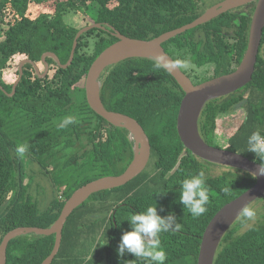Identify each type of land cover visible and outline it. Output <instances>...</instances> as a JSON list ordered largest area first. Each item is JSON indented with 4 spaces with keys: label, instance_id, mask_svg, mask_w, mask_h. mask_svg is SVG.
<instances>
[{
    "label": "trees",
    "instance_id": "trees-1",
    "mask_svg": "<svg viewBox=\"0 0 264 264\" xmlns=\"http://www.w3.org/2000/svg\"><path fill=\"white\" fill-rule=\"evenodd\" d=\"M222 1L1 0L0 29H6L0 53L6 63L2 71L4 83H0V244L16 228H49L77 189L102 177L118 176L131 163L134 150L128 131L93 112L85 94L91 64L117 40L111 33L152 40L190 24ZM254 6L249 3L228 11L172 38L163 48L179 68L184 62L195 68L213 65L214 78L229 74L245 54ZM72 12L88 17L93 12L92 23L107 31L94 28L83 34L66 69L47 58L50 72L45 78H38L34 67L25 64L23 77L10 96L21 62L31 60L43 70L41 56L52 53L61 65L67 63L77 32L88 26L66 24L64 16ZM95 32L99 39L92 52H84L85 38ZM102 76L103 106L141 125L149 139L154 173L148 180L141 173L123 187L98 192L78 207L63 228L60 249L52 264L62 256L72 258L68 246L87 240L86 234L104 231L107 243L103 238V264H146L130 253L119 257L117 247L122 233L130 230V216L154 204L159 215L172 213L181 225L177 232L160 236L167 253L165 264H197L209 222L223 206L250 189L255 177L225 166L226 171L213 176L210 162L197 158L183 146L176 124L184 92L156 61L126 59L107 68ZM203 81L192 80L193 84ZM227 99L219 105H205L198 125L201 137L211 146L241 154L264 167V161L248 152L250 135L264 134V31L251 82ZM234 106L236 111L242 110L245 118L226 138L219 139L218 121L228 119ZM65 116H74L76 123L58 128ZM22 143L29 147L20 158L15 149ZM200 171L206 175L209 202L207 211L193 218L179 202L180 183ZM38 177L51 186L49 197L44 193L46 187L35 183ZM225 187L230 189L228 193L223 191ZM32 188L35 193L41 191L44 199L36 197ZM260 199L264 202V197ZM96 205H100L98 211L92 208ZM93 214L97 215L92 217ZM260 217L256 225L244 232L241 229L246 223L239 217L222 238L213 264H264V212ZM84 218L88 222H82ZM54 243V235L17 237L8 244L6 264H41L51 254Z\"/></svg>",
    "mask_w": 264,
    "mask_h": 264
},
{
    "label": "water",
    "instance_id": "water-1",
    "mask_svg": "<svg viewBox=\"0 0 264 264\" xmlns=\"http://www.w3.org/2000/svg\"><path fill=\"white\" fill-rule=\"evenodd\" d=\"M253 1L255 2V6L249 25L247 48L239 65L229 74L215 77L199 84H193L191 79L165 52L163 44L186 31L203 25L228 11L242 7ZM94 28L105 29L100 24H91L80 29L74 38L69 59L65 65H61L59 59L54 54L44 53L42 55V61L46 70H48V64L46 62L48 57L53 58L62 69L70 66L79 38ZM263 31L264 0H224L206 10L190 24L166 32L148 41L131 39L114 31L113 35L117 41L103 50L88 70L85 81V94L88 105L93 112L109 124L124 128L128 131L130 140L134 141L133 159L122 174L102 177L77 189L65 202L56 222L49 228L20 227L8 232L0 244V264H6V251L11 240L31 234L55 236V243L51 254L41 263L52 264L60 249L63 228L71 214L92 195L123 187L145 170L150 159V143L145 131L131 117L121 113L107 111L100 99L101 76L105 70L121 61L131 58H146L156 61L175 79L184 92L178 110L176 126L179 139L188 151L201 160L248 172L256 179L250 189L223 206L206 227L200 243L197 264H213L220 242L239 218L238 213L240 209L264 197V175L258 173L261 165L243 155L208 145L199 133V116L207 102L235 93L251 82ZM26 62L31 63L30 61H23L20 64L19 78L14 83L10 96L16 91V87L22 76V66Z\"/></svg>",
    "mask_w": 264,
    "mask_h": 264
},
{
    "label": "clouds",
    "instance_id": "clouds-1",
    "mask_svg": "<svg viewBox=\"0 0 264 264\" xmlns=\"http://www.w3.org/2000/svg\"><path fill=\"white\" fill-rule=\"evenodd\" d=\"M75 123L74 116H65L58 124V128L63 129ZM28 147L27 143L17 146L15 149L17 156L23 158ZM248 152H252L257 158L264 161V134L253 132L250 135ZM258 173L264 175V168L260 166ZM180 188L179 202L183 207L187 208L193 218L203 215L207 211L209 202V188L206 184L205 172L190 174L181 181ZM223 191L228 193L230 189L225 187ZM160 211L163 209L161 208ZM238 215L242 223H247L254 220L257 213L252 207L245 205L240 209ZM127 221L130 230L122 233L117 247V255L123 257L126 253H130L135 258L145 261L146 264H165L167 253L162 247L160 236L162 233H175L180 229L181 225L177 222V218L172 213L166 216L159 215L154 204L148 206L143 212L132 214Z\"/></svg>",
    "mask_w": 264,
    "mask_h": 264
},
{
    "label": "rangeland",
    "instance_id": "rangeland-1",
    "mask_svg": "<svg viewBox=\"0 0 264 264\" xmlns=\"http://www.w3.org/2000/svg\"><path fill=\"white\" fill-rule=\"evenodd\" d=\"M251 3L255 4L254 1ZM92 13L93 12L88 13L89 14V17H88V16L84 15V13L72 12L69 15L64 16V21L68 25H73L77 28H82L86 25L93 24L92 23L93 21L91 20L92 19L91 16L93 15ZM5 29L6 28L0 29V41L2 39L3 33L5 32ZM98 39H99V36H98L97 32H95V33L91 34L90 36H88L87 38H85L86 46L84 47V52L91 53L93 50V47H94V43ZM0 58H1V53H0ZM1 66H2V60L0 59V67ZM180 68L182 70L186 71V74L191 76L194 81H202V80L207 81L209 79H212V77L214 75V71H213L214 66L213 65H208V66H204L201 68H195L193 66L188 65V63L184 62L183 67L180 66ZM204 108H205V106H204ZM202 111H201V113H202ZM244 118H245V115L242 112V110L239 108V109H237L235 116H230L228 118L229 121L227 118H226L227 120L224 119V120L218 121V128L216 130L217 131L216 132L217 137L219 139L226 138V136L229 135V133L231 132V129L233 128L232 122H235L234 124H236V129H237L242 124ZM199 120H200V116H199ZM198 125H199V121H198ZM198 129H199V127H198ZM209 142H210V140H209ZM151 161L152 160L149 159V162H148L145 170L142 172L143 178H146L147 180L150 179V176H152L154 173L153 167L151 166V164H152ZM26 166H27V163L25 164V167ZM209 167L211 168L210 174L213 176L219 175L220 173L226 171L224 166H219L216 164L210 163ZM35 183L39 184L40 186L46 187L47 191L45 190L44 193L46 194L47 197H49L51 195V192H50V191H52L51 186H49V184L47 182H45L42 178L38 177L35 180ZM32 191L34 194L35 189L32 188ZM35 194H36V197H39L40 200L44 199V194H42L41 191L37 190ZM263 205H264V202H261V199L255 201L254 203L249 205L250 207H252L256 211L257 215H256L254 220L248 221L245 224V226L241 229V232H244L249 227L256 225L261 220L260 216L264 212V210L262 208ZM99 207H100V205H96V206H93L92 208H94L96 210ZM96 211H98V210H96ZM96 215L93 214L92 217H94ZM90 218H91V216H90ZM82 222L86 223L88 221L84 218V219H82ZM103 233L104 232L86 234V236L84 238H87V240L81 239L79 241V244H77L76 246L75 245H69L68 246V249L70 250V252L73 253L72 258L66 259L65 256H62V257L58 258L53 264H103L101 261V252L103 249L102 244L104 243V239H105V238L103 239ZM66 253L68 254V250H66Z\"/></svg>",
    "mask_w": 264,
    "mask_h": 264
},
{
    "label": "flooded vegetation",
    "instance_id": "flooded-vegetation-1",
    "mask_svg": "<svg viewBox=\"0 0 264 264\" xmlns=\"http://www.w3.org/2000/svg\"><path fill=\"white\" fill-rule=\"evenodd\" d=\"M224 1V0H223ZM220 3V2H219ZM218 4V3H217ZM216 5V4H215ZM240 8V7H239ZM239 8H236V10L237 9H239ZM104 31H107V30H104ZM111 35L115 38V36L113 35V33H111ZM117 41V40H116ZM115 43V42H114ZM164 45V44H163ZM164 49V48H163ZM48 58H50V57H48ZM1 60H2V66L0 67V83L2 84V83H4V80H3V78H2V75H3V69H4V66H5V63H6V60L3 58V56L1 55V58H0ZM25 61H30L31 63H28V62H26L25 64H30V65H32L33 67H34V69H35V73H36V75L38 76V78H45L46 76H47V74L50 72V66L48 65V70H46V68H45V65H44V63H43V61H42V56H41V58H40V61H41V63H42V65L44 66V69L43 70H41L40 68H39V66L37 65V64H35V62H33V61H31V60H25ZM22 63V62H21ZM20 63V64H21ZM24 64V65H25ZM58 64V63H57ZM24 65L22 66V76H21V79H22V77H23V67H24ZM59 65V64H58ZM60 66V65H59ZM181 69V68H180ZM182 70V69H181ZM20 71V65H19V68H18V72ZM183 72H184V70H182ZM185 73V72H184ZM186 74V73H185ZM187 75V74H186ZM188 76V75H187ZM18 78H19V76H18ZM17 78V79H18ZM212 78H214V75H213V77ZM21 79H20V81H21ZM190 79H191V81L193 80L192 79V77H190ZM210 80V79H209ZM17 81V80H16ZM15 81V82H16ZM20 81H19V83H20ZM14 82V83H15ZM14 83H13V85H14ZM19 83H18V85H19ZM200 83H202V82H200ZM196 84H199V83H196ZM13 85H12V87H13ZM18 85H17V87H18ZM1 88V90H3V88H2V86H0ZM17 87H16V89H17ZM11 92H12V88H11ZM15 93V92H14ZM14 95V94H13ZM231 96H236V92L235 93H232V94H230V95H228V96H226V97H220V98H216V99H213V100H211V101H209V102H212L214 105H219V104H222L223 102H225V101H227L228 99V97H231ZM209 102H207V103H209ZM206 103V104H207ZM236 105V104H235ZM234 112H233V114L232 115H230V116H235V111H236V106H234ZM229 118V117H228ZM229 120V119H228ZM232 122V121H231ZM235 122H232V126H233V128H235L236 127V124H234ZM232 128V129H233ZM129 134V133H128ZM128 138L130 139V136L128 135ZM203 140H204V138H203ZM132 142H133V140H131ZM205 141V140H204ZM213 141L214 142H216V140H215V138L213 139ZM206 142V141H205ZM207 143V142H206ZM217 143V142H216ZM208 145H210L209 143H207ZM211 146V145H210ZM214 147V146H213ZM133 148H134V142H133Z\"/></svg>",
    "mask_w": 264,
    "mask_h": 264
},
{
    "label": "bare ground",
    "instance_id": "bare-ground-1",
    "mask_svg": "<svg viewBox=\"0 0 264 264\" xmlns=\"http://www.w3.org/2000/svg\"><path fill=\"white\" fill-rule=\"evenodd\" d=\"M103 77V76H102ZM134 142V141H133Z\"/></svg>",
    "mask_w": 264,
    "mask_h": 264
}]
</instances>
